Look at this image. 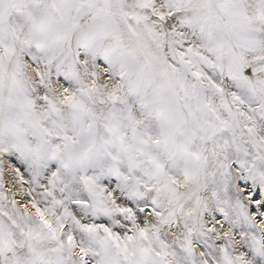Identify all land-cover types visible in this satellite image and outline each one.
I'll list each match as a JSON object with an SVG mask.
<instances>
[{"label": "snow or ice", "instance_id": "snow-or-ice-1", "mask_svg": "<svg viewBox=\"0 0 264 264\" xmlns=\"http://www.w3.org/2000/svg\"><path fill=\"white\" fill-rule=\"evenodd\" d=\"M0 264H264V0H0Z\"/></svg>", "mask_w": 264, "mask_h": 264}]
</instances>
